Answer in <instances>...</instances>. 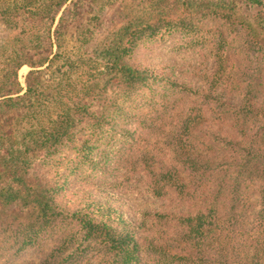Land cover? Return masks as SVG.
Segmentation results:
<instances>
[{"label":"trees","instance_id":"16d2710c","mask_svg":"<svg viewBox=\"0 0 264 264\" xmlns=\"http://www.w3.org/2000/svg\"><path fill=\"white\" fill-rule=\"evenodd\" d=\"M98 9L0 0V264H264V0H136L65 49ZM175 33L214 59L198 87L138 58ZM130 180L181 212L128 219Z\"/></svg>","mask_w":264,"mask_h":264},{"label":"rangeland","instance_id":"374dc122","mask_svg":"<svg viewBox=\"0 0 264 264\" xmlns=\"http://www.w3.org/2000/svg\"><path fill=\"white\" fill-rule=\"evenodd\" d=\"M100 9L98 23L83 20V29L68 31L64 41L67 50L78 51L87 55H92L96 48L107 42L112 37V33L123 25V16L117 17L118 9L125 6L135 5L136 0H97ZM61 11V10H60ZM59 11V12H60ZM88 16H92L90 13ZM82 30L84 31L82 33ZM84 38L79 41L80 35ZM171 40L148 41L151 43L148 50L139 53L138 58L150 66H154L161 72V76L171 75L178 82H183L188 86H200V75L209 73L214 68V59L211 52L200 46L185 47L182 45L181 37L175 33ZM183 46V47H182ZM30 70L27 65H23L18 71V78L22 86H25L24 78ZM137 178H140L137 175ZM137 182L128 181L125 186L116 187V191L106 188L105 192H115L114 206L122 210L130 220L146 221L151 220V216L158 213H179L182 207L167 199H156L150 197L137 189ZM106 196V194H104ZM150 222V221H149ZM39 252L31 251L23 254L18 259L20 264H36Z\"/></svg>","mask_w":264,"mask_h":264}]
</instances>
